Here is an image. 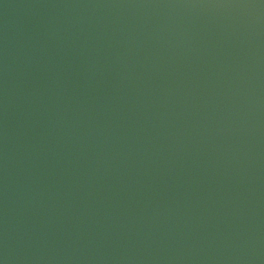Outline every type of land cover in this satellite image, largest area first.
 <instances>
[{"label": "water", "instance_id": "water-1", "mask_svg": "<svg viewBox=\"0 0 264 264\" xmlns=\"http://www.w3.org/2000/svg\"><path fill=\"white\" fill-rule=\"evenodd\" d=\"M0 264H264V0H0Z\"/></svg>", "mask_w": 264, "mask_h": 264}]
</instances>
